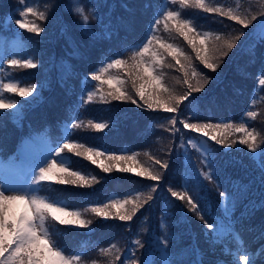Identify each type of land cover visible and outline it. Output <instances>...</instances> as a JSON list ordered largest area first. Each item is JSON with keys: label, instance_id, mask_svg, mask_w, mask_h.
Wrapping results in <instances>:
<instances>
[{"label": "trees", "instance_id": "obj_1", "mask_svg": "<svg viewBox=\"0 0 264 264\" xmlns=\"http://www.w3.org/2000/svg\"><path fill=\"white\" fill-rule=\"evenodd\" d=\"M162 2L24 0L22 3L21 0H0V48L4 53L1 60L5 76L8 82L14 81L22 87L37 85V90L29 97L4 93V99H14L23 106L16 110L0 109V155L10 157L22 141L40 136L51 145L68 140L84 143L86 147L109 155L136 154L142 167L159 171L162 176L159 182L116 170L104 173L98 165L101 162L107 165V157L95 158L97 164H92L65 149L64 163L89 177L95 175L98 182L89 187L61 185L55 181L63 173L57 171L54 179L40 183L39 190L50 200H61L69 211H79L83 219L92 221L87 228L61 225L51 217L45 222L65 255L81 257L78 264H131L132 260L143 264H164V260L166 264H232L236 253H247L253 264H264L261 254L264 248V236H261L264 232V206H261L264 172L259 167L262 159L259 152L249 153L243 145L225 149L203 137L202 133L184 129L180 123L181 120L201 124L246 122L256 130L257 142L264 148V83L260 82L264 80V52L260 51L258 56L253 51L255 31L251 29V22L252 17L258 15L254 10L249 11L250 2L204 0L209 8L221 10L211 13L195 7L191 0L187 6L180 5L178 0L176 4L171 3L170 11H179L181 19L190 20L201 33L200 38L208 34V46L222 45L225 41H234L237 45L227 56L218 57L219 67L212 72L203 67L183 36L172 27L175 22L168 21L166 30L164 17L160 20L155 36L187 54V60L181 57L189 72L187 78L193 87L202 86L201 92L193 93L189 98L192 102H183L177 113L148 109L139 97H135L131 81L125 75L126 68H113L109 72L125 81L124 90L143 107L126 100L107 98L102 101L101 96H106L117 85L113 84L110 89L107 83H90L85 79L113 57L129 59ZM27 6L46 16L44 20L31 15L27 17L29 22L43 29L39 35L18 29L15 24L21 19V9ZM78 7L84 9L87 23L76 12ZM229 9L246 20L248 27L221 14ZM6 19L10 20L8 26ZM237 35L239 40H235ZM216 36L221 39L216 41ZM200 38H197L198 47ZM153 50L163 51L155 41ZM164 56L163 82L178 97L187 90L183 83L184 73L178 70L180 66L171 57L166 53ZM8 57L10 60L5 62ZM12 59L22 62L29 59L37 67H13L10 65ZM169 63L173 67L169 68ZM193 68L198 73L195 77L191 76ZM204 75L208 77L207 83H203ZM102 78L107 80L108 73ZM88 92L94 93L93 99L84 103ZM249 111L257 114L255 119L248 116ZM169 117H175L177 124L173 125ZM90 121L106 123L108 127L96 130L89 125ZM73 123H79L81 127L73 129ZM68 126L67 135L65 129ZM228 131L229 141L240 138V134ZM223 134L221 130L220 135ZM189 139L198 146L206 140L216 150L214 179H204L203 173L213 170L205 166L203 154L188 144ZM157 159L167 163L168 169L159 168L154 163ZM111 163L115 164L114 161ZM185 187L198 196L199 213L189 210L186 202L171 197V191H183ZM221 191L226 193L227 199H221ZM147 195L154 199L144 204ZM137 197L141 206L131 221L104 218L91 211L106 203ZM132 208L133 204H127L121 211ZM108 211L115 216L117 210L110 208ZM201 215L216 225V231L207 232L199 218ZM237 235L242 238V243ZM136 240H140L143 247L137 245Z\"/></svg>", "mask_w": 264, "mask_h": 264}, {"label": "snow or ice", "instance_id": "obj_2", "mask_svg": "<svg viewBox=\"0 0 264 264\" xmlns=\"http://www.w3.org/2000/svg\"><path fill=\"white\" fill-rule=\"evenodd\" d=\"M21 2L23 3L24 0H21ZM178 2L180 5L187 6L190 0H178ZM171 3L176 4L177 0H171ZM191 3L207 13L221 11L220 9L209 8L204 3V0H191ZM76 12L83 17L84 23H87V16L84 15V9L78 7L76 8ZM221 14L226 15L229 20H235L245 28L248 27L246 20L235 15L231 9ZM19 15L21 19L15 21L18 29H24L29 33H35L37 35L40 34L43 29L34 22H29L27 17L31 15L40 20H44L46 16L43 12L31 6H27L21 9ZM161 15L164 17L165 29L168 30V21H174L175 23L172 27L179 35L183 36L184 40L192 48V51L195 52L196 59L200 61L203 67L212 72H216L219 67V64L216 62L218 57L227 56L228 52L237 47L234 41H225L222 45L208 46L206 43L209 40L208 34H204L203 38H200L201 33L196 30L190 20L181 19V13L179 11L166 10L164 13H161ZM255 18V16L252 17V19ZM160 23L161 21L158 18L152 22L143 42L132 52L129 59L126 60L113 57L109 62L106 64L102 63L101 66L95 69L88 77H85L86 80L98 81L101 84L107 83L110 89L113 84L117 85L113 90H109L106 96H101L102 101L107 100V98L113 101L126 100L137 107H143L129 91L124 90L122 85L125 81H122L118 76H114L109 72V70L113 68L127 69L125 75L131 81L135 97H139L148 109L155 110L160 108L165 113H177L179 106L183 102H192L189 98L193 96V93L202 91V86L200 84L193 87L187 78L189 72L181 61V57L185 60L188 59L187 54L181 48L176 47L172 43L163 42L154 35L155 26H158ZM261 27L264 28V22L261 23ZM197 38H200L199 47L197 45ZM220 39L219 36L215 37L216 41ZM239 39L240 36L237 35L235 40ZM154 41L158 43L159 49L163 50L162 52L153 50ZM262 42H264V34H262ZM165 53L175 61L176 65L180 66L178 70L182 71L185 76L183 83L187 85V90L178 97L173 95L163 82L164 73L162 68L165 65ZM10 65L28 69L37 67V65L29 59H25L23 62L21 60L12 59ZM167 66L169 68L173 67L170 63ZM189 67H191V65H189ZM105 73H108L107 80L102 78ZM196 75H198V73L196 69L193 68L191 76L195 77ZM262 75H264V73H262ZM207 81L208 77L204 75L203 83H207ZM260 82L264 83V80ZM148 89H151V91ZM36 90L37 85L35 84L27 87H22L14 81L0 84V109L16 110L23 106L14 99H4L3 93H14L20 97H29ZM93 95L94 93L88 92L87 100L84 101V103L91 102ZM256 115L255 112H248V116L253 119H255ZM168 119H170L173 125L177 124V119L175 117H169ZM180 123L183 124L184 129L202 133L203 137H207L211 141H214L216 145H220L225 149L243 145L247 147L249 153L256 154L259 152L262 158L259 167L261 171L264 172V148L257 142L258 134L256 130L250 128L246 122H241L239 124L227 122L201 124L181 120ZM89 125L96 130H102L108 127L106 123H91V121ZM80 127L81 125L79 123L72 124L73 129H78ZM221 130H223L224 133L222 136L220 135ZM228 130H232L233 134H240V138L238 140L232 139L229 141ZM213 132L216 134H212ZM188 144L205 153V166L211 168L213 172H204V179H214L213 173L215 172L214 160L216 150L208 145L206 140L201 141V145H203L202 149L194 143L192 139L188 140ZM65 149L68 153H74L76 157H84V159L90 160L92 164H97V159L95 158L107 157L109 161L107 165L103 162L98 165L104 173H111L113 170H116L122 173H134L136 176L145 177L154 182H159L162 179L158 170L142 167L137 161L136 154L109 155L93 147H86L84 143H72L68 140L56 144L55 147L49 149V155L45 158L44 163L39 166L38 173L34 174L31 187L20 191L11 185L0 184V264H78V261L81 259L79 255H65L64 251L57 245L54 237L50 234L45 222L51 217L52 220L57 221L61 225H77L80 228H87L92 221L83 219V214L79 211H69L65 206L37 195L36 186L40 185L43 181L52 180L53 177L50 174L54 169L63 173V175L55 181L61 185L89 187L93 182H98L95 175L89 177L83 171L72 170L62 160L58 159L61 157L62 153H64ZM113 161L115 164L111 163ZM13 163L14 159L9 160L7 164L0 159V169L6 170L8 167H11ZM154 163L159 165L161 169H168L169 167L167 163L158 159L155 160ZM138 168L140 169L139 171H137ZM152 190L155 192L156 189L153 187ZM169 190L171 191V189ZM219 195L222 200L227 199L225 192L221 191ZM171 197L175 198V200L186 202L189 210L197 213L200 212L198 196L192 195V189L185 187L183 191H171ZM153 199L152 195H147L143 203L148 204V202L153 201ZM137 200L138 197L123 201H113L102 206L93 207L91 211L95 213L96 216L104 218L118 217L120 221H131L141 206L137 203ZM127 204H133V208L131 210L121 211V209H125ZM16 205H23V210L18 215L14 207ZM261 206H264V201L261 202ZM110 208H115L117 210L115 216H112V213L108 211ZM252 210L254 211L255 208ZM62 217H72V219H64ZM199 218L203 221L205 229L209 234L216 231L215 224L204 220L202 215ZM261 236H264V232H261ZM135 243L143 247L140 240H136ZM164 243L167 245V237H165ZM261 254L264 255V248L261 249ZM116 258L119 259V256ZM241 261H243V264H253L247 253L240 254L235 264H241ZM131 264H143V262L132 260Z\"/></svg>", "mask_w": 264, "mask_h": 264}, {"label": "rangeland", "instance_id": "obj_3", "mask_svg": "<svg viewBox=\"0 0 264 264\" xmlns=\"http://www.w3.org/2000/svg\"><path fill=\"white\" fill-rule=\"evenodd\" d=\"M250 2L251 10H254L256 15H258L251 22V29L257 31L261 30L264 34V28L261 27V23L264 21V0H248ZM258 3V6H256ZM155 33V29H154ZM261 35L260 40L261 42ZM8 80L5 76L4 65L0 63V84L7 83ZM4 96V93H3ZM55 147L47 143L46 140L39 136L33 137V139L24 140L21 147L19 148L20 159L17 161L14 159V163L11 167H8L6 170L0 169V184L11 185L12 187L23 191L32 186L31 182L34 174L38 173L39 166L44 163L45 158L49 155V149ZM1 156V155H0ZM0 159H2L0 157ZM65 162L66 155L62 153L61 157L58 158ZM3 160V159H2ZM7 164L8 160H3ZM57 170H53L50 174L53 179L55 178ZM23 173L22 177L21 174ZM26 174V175H24ZM26 176V177H24ZM37 195L42 198L48 199L45 195H42L39 191L40 185L36 186ZM15 211L17 215L23 210V205H16ZM240 254L237 255V258Z\"/></svg>", "mask_w": 264, "mask_h": 264}]
</instances>
